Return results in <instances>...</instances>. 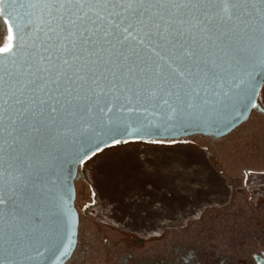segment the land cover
Segmentation results:
<instances>
[{"label":"snow or ice","instance_id":"snow-or-ice-1","mask_svg":"<svg viewBox=\"0 0 264 264\" xmlns=\"http://www.w3.org/2000/svg\"><path fill=\"white\" fill-rule=\"evenodd\" d=\"M261 84L264 0H0V264L74 246L67 166L218 131Z\"/></svg>","mask_w":264,"mask_h":264},{"label":"rangeland","instance_id":"rangeland-1","mask_svg":"<svg viewBox=\"0 0 264 264\" xmlns=\"http://www.w3.org/2000/svg\"><path fill=\"white\" fill-rule=\"evenodd\" d=\"M259 103L264 109V86ZM183 140L112 146L82 166L85 180L75 182V206L80 231L90 234L89 252L78 264H115L119 257L123 263L152 257L162 263L170 251L156 240L169 230L196 227L204 215L210 217L201 229L205 243H217L221 254L227 246L222 241L230 244L232 236L246 234L255 242L264 235V208L247 210L264 204V116L253 112L224 138ZM82 212L105 227V245ZM197 238L193 229L173 235L172 243L195 247ZM230 247L226 253L238 258Z\"/></svg>","mask_w":264,"mask_h":264},{"label":"flooded vegetation","instance_id":"flooded-vegetation-1","mask_svg":"<svg viewBox=\"0 0 264 264\" xmlns=\"http://www.w3.org/2000/svg\"><path fill=\"white\" fill-rule=\"evenodd\" d=\"M80 177L78 176L76 180H78ZM76 182V181H75ZM87 204V203H86ZM232 207V206H231ZM264 208V204H260L256 207V209H251L250 207L247 208L249 211H256L260 212ZM228 211V210H227ZM252 211V212H253ZM83 213V212H82ZM80 215H79V223H78V233H77V241L76 246L73 251L72 256L68 260L66 264H78L84 257L83 253L85 251H88L87 246V240L89 237V232H81V222H80ZM85 218L87 220V224L89 228L90 224L93 226V228L96 230V234L99 237V240L102 239L103 245H105L106 237L102 236L105 227L100 225L98 222L89 220L87 214L83 213L82 218ZM257 217V215H256ZM210 219V217H207V215L202 216L198 222L196 223V227L187 226L184 230H176L174 232L172 231H166L160 238H158L156 241L158 243H161L159 245L164 248L166 251H170L169 256L166 258V260L162 263L157 262L153 257L147 258V259H141V260H132L130 259L131 263H127V260H125V263H123V260L119 257L116 258L115 264H258V261H264V235L260 234L259 237H255L257 240L255 242H251V239L248 235L244 236H232L230 237L232 239V242H224L221 243V245L225 244L226 247L221 246V251L225 254H221L218 252V244L217 243H205V235L206 232L201 231L202 226L204 223ZM195 229L196 234H198V245L195 247L188 246L186 242L180 243H172L173 235H182L189 233L191 230ZM225 235V234H224ZM104 237V238H103ZM224 240V239H223ZM206 244V246H205ZM172 245H174L172 247ZM232 248V251H236L238 255H240L238 258H235L234 256H229L226 252L230 251L229 246ZM197 248V249H196ZM210 249V251H209ZM199 250V251H198ZM228 250V251H226ZM201 252V253H199ZM172 253V254H171ZM200 254V255H199ZM202 254V255H201ZM174 255V256H173ZM203 255H205L203 257ZM156 261V262H155Z\"/></svg>","mask_w":264,"mask_h":264},{"label":"water","instance_id":"water-1","mask_svg":"<svg viewBox=\"0 0 264 264\" xmlns=\"http://www.w3.org/2000/svg\"><path fill=\"white\" fill-rule=\"evenodd\" d=\"M264 86V84H261L254 96V102L256 107H248L245 109L243 115H238L237 113H233V116H237L238 118L233 121L232 124H228L227 126H225L226 120L224 118L219 119L217 121V123L214 125V128H218V131L212 130V129H208V130H204V131H190L187 135L179 137L178 139L183 140V139H187L193 136H202V137H208V138H213V139H220V138H224L227 135H229L232 131H234L237 127H239L240 125L244 124L245 122L248 121V119L250 118L251 114L253 112H256L262 116H264V109L261 106V104L259 103V96H260V92L262 87ZM227 119H231V117H228ZM132 143V142H129ZM144 143V142H143ZM125 143H120L117 145H113V146H118V145H124ZM112 146H108V147H103V151L110 148ZM98 154V153H97ZM93 158V157H92ZM82 166L83 165H70L67 166L65 168L64 171V182H65V186H66V195H67V201L70 205V207L72 208L73 214L75 216V236L73 237L74 239V246L69 249V253L67 255H65L63 258L56 260L55 257H53V261L54 264H66L68 262V260L70 259V257L73 254V251L75 249L76 246V241H77V233H78V223H79V214L77 211V208L75 206V201H76V188H75V181L77 179V177H81L83 180L84 176L82 173ZM67 236V231L65 230V237ZM59 253L57 252V255Z\"/></svg>","mask_w":264,"mask_h":264}]
</instances>
